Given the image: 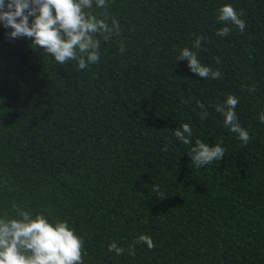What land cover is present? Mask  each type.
Listing matches in <instances>:
<instances>
[{"label":"trees","instance_id":"16d2710c","mask_svg":"<svg viewBox=\"0 0 264 264\" xmlns=\"http://www.w3.org/2000/svg\"><path fill=\"white\" fill-rule=\"evenodd\" d=\"M107 2L121 35L84 70L0 24V216L16 217L15 205L67 221L84 264H264V0ZM223 4L243 11V34H216ZM185 47L223 78L175 60ZM228 94L239 98L246 146L215 111ZM184 123L193 144H221L223 159L194 167L173 135ZM141 234L155 247L137 243L129 255ZM113 241L123 255L108 251Z\"/></svg>","mask_w":264,"mask_h":264},{"label":"clouds","instance_id":"9594fccd","mask_svg":"<svg viewBox=\"0 0 264 264\" xmlns=\"http://www.w3.org/2000/svg\"><path fill=\"white\" fill-rule=\"evenodd\" d=\"M93 6V0H0V24L11 29L9 34L13 38H31L30 46L53 57L56 64L75 61L78 69L84 70L99 62L102 42L121 35L118 20L107 11V0H95V6L104 9L100 14L103 18L88 11ZM243 15V11L238 12L230 4L221 5L216 19L225 26L217 29L216 34L228 36L231 31L229 25H235L243 34L247 27L246 21L240 18ZM204 40L205 37L197 36L193 48L201 49ZM118 51L121 54L125 52L122 42ZM175 60H186L189 69L202 79L223 78L219 69L202 64L197 52L187 47L181 49ZM238 103L237 96L228 94L222 103L214 107L223 115L224 126L237 134L246 146L252 137L238 121L235 111ZM197 107L204 110L200 119H206L208 112L204 104L197 101ZM259 120L264 123V112H261ZM173 135L189 146L188 154L196 168L221 161L226 154V149L219 143L210 145L196 139L193 144L192 128L187 123L175 129ZM162 150L167 151V145ZM153 191L159 192L160 189L154 185ZM163 197L161 194L160 198ZM13 208L16 217L7 213L0 216V264H84V240L67 221H50L43 214L33 215L31 210H21L15 205ZM137 243L146 244L150 250L155 247L149 235L141 234L133 245H129V255H135L134 244ZM108 251L120 256L126 249L113 241L108 245Z\"/></svg>","mask_w":264,"mask_h":264}]
</instances>
